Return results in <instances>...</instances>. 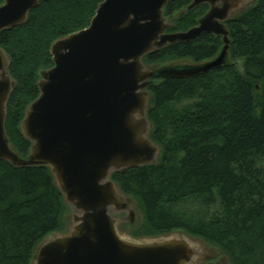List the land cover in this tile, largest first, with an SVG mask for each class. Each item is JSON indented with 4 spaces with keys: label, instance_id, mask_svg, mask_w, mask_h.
<instances>
[{
    "label": "trees",
    "instance_id": "obj_1",
    "mask_svg": "<svg viewBox=\"0 0 264 264\" xmlns=\"http://www.w3.org/2000/svg\"><path fill=\"white\" fill-rule=\"evenodd\" d=\"M102 2H40L24 25L0 33L15 82L5 131L21 158L28 156L30 143L19 124L38 98L40 71L53 66L51 44L87 28ZM188 4L168 2V33L194 27L208 9L187 12ZM227 30V66L197 78L157 79L148 88L149 137L161 157L111 179L137 199L150 237L182 231L219 249L230 264H264V0L233 17ZM221 47V38L202 35L155 51L143 63L198 64ZM66 210L47 168H12L0 160V264H30L37 245L61 230Z\"/></svg>",
    "mask_w": 264,
    "mask_h": 264
},
{
    "label": "water",
    "instance_id": "obj_2",
    "mask_svg": "<svg viewBox=\"0 0 264 264\" xmlns=\"http://www.w3.org/2000/svg\"><path fill=\"white\" fill-rule=\"evenodd\" d=\"M48 1L4 0L0 33L21 27L30 11ZM169 1L103 0L87 28L51 44L53 66L40 71L38 98L19 124L30 143L26 158L14 151L5 131L15 82L11 60L0 48V160L12 168H47L70 209L66 230L47 235L30 264H206L212 259L205 253L208 244L182 231L140 238L121 232L125 220L133 224L134 211L111 179L155 165L161 157V148L149 137L148 88L157 79L197 78L227 66V22L256 2L187 0V12L201 5L208 9L194 27L168 33L164 9ZM202 35L221 38L222 47L211 60L159 68L143 63L155 51Z\"/></svg>",
    "mask_w": 264,
    "mask_h": 264
},
{
    "label": "rangeland",
    "instance_id": "obj_3",
    "mask_svg": "<svg viewBox=\"0 0 264 264\" xmlns=\"http://www.w3.org/2000/svg\"><path fill=\"white\" fill-rule=\"evenodd\" d=\"M249 8V7H248ZM246 10V9H245ZM244 10V11H245ZM239 13L235 14L237 16ZM193 63L190 60H176V61H170L167 63L162 64L160 67L167 66V65H180V66H185V65H192ZM237 68L241 71V62H237ZM129 202L131 203L132 210L134 211V219H133V224L129 225L128 222H123L120 225V231L123 233L130 234V236L134 238H140V237H150L148 235V229L145 225L144 221V216H143V210L137 201L133 196L127 195ZM65 205V204H64ZM65 207H67L65 205ZM70 214V209L67 207V210L64 212L63 218H62V227L61 230L57 231V233H62L66 230L67 226V221H68V216ZM118 217L126 218L127 215L124 213L117 214ZM205 253L208 256H211L212 259L209 260L206 264H230L229 260L221 254L220 250L209 246H205Z\"/></svg>",
    "mask_w": 264,
    "mask_h": 264
}]
</instances>
